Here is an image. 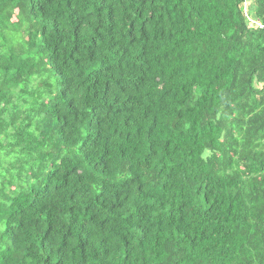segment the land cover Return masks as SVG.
Listing matches in <instances>:
<instances>
[{
	"label": "trees",
	"instance_id": "trees-1",
	"mask_svg": "<svg viewBox=\"0 0 264 264\" xmlns=\"http://www.w3.org/2000/svg\"><path fill=\"white\" fill-rule=\"evenodd\" d=\"M0 264H264V0H0Z\"/></svg>",
	"mask_w": 264,
	"mask_h": 264
}]
</instances>
